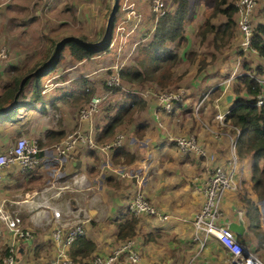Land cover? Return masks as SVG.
<instances>
[{
	"label": "crops",
	"instance_id": "obj_1",
	"mask_svg": "<svg viewBox=\"0 0 264 264\" xmlns=\"http://www.w3.org/2000/svg\"><path fill=\"white\" fill-rule=\"evenodd\" d=\"M144 1L133 0V6L140 15L138 22L141 23V27L143 20L150 19V25L145 26L144 33L141 32L143 35L147 34L144 41L147 42L153 34L157 19L152 12L148 13ZM186 2L187 17L183 25L185 41L179 46L169 43V47L178 56L175 64L179 61L189 67L176 71L174 64L173 76H181V79L169 89H162L155 82H149L141 86L140 90H134L144 100V106L136 110L129 125L116 127L112 140L98 144L100 148L95 151L77 146L74 153L60 157L53 149L55 141L47 143L46 133L63 131L65 135L66 131L70 132L78 127L86 131L90 128L93 132L98 131V126L104 124L102 111L98 110L90 120L80 121L78 118L80 106L66 102L63 94L81 73L82 76L96 81L95 94L104 95L105 102L115 99L117 96L103 90L101 82L106 79L107 74L102 75L100 69H111L109 72L112 74L129 65L128 63L121 60L119 68H112L113 61L111 59L105 61L108 55H99L100 53L90 59L73 61L66 47L65 50L68 52L66 54L62 52L59 64L54 68L56 74L60 72L57 66L63 67L60 76L52 78L53 88L50 86L46 88L42 83L43 78L48 75L39 77L40 88L43 85V90L41 89V95L34 99L35 78L31 76L24 86L21 82L20 94L13 97L10 102L4 100V91L22 75L20 73L22 68L16 66L18 62L0 63V152H6L21 136L44 143L41 145L43 155L39 166L32 173L22 172L15 165H9L1 170L0 201L5 203L8 210L15 211L24 218L25 226L34 231L33 233L30 230L31 239L20 240L4 226L1 228L0 243L17 246L16 264H52L51 261L59 248L53 240L56 225L53 210L60 211L57 220L62 225V230L66 232L76 223L71 212H77L78 208H82L85 213L80 215L81 221L78 223L84 228V236L96 244L95 251L86 258V261L96 254L107 255L121 243L122 239L118 237V223L133 216L129 212L128 204L139 192L159 212L166 214V217L145 213L136 216L135 234L131 238L138 245L140 258L134 264L228 263V255L216 238L209 237L205 246L199 247L198 242L193 239L192 220L203 203L202 186L208 176V170L216 165L227 167L232 155L237 158L233 176L235 187L225 192L219 205L222 212L221 222L241 221L245 232L236 235L246 244L249 241L253 243L254 238L250 236L244 202V198H248L258 204L259 211L261 210L260 200L254 193L251 179L253 157L251 153L238 155L236 147L233 146L234 141L238 140V129L230 122L228 114L238 97L233 88L237 77L244 71L243 61L246 60L253 69L260 66L263 73L264 59L256 51L242 50L239 44L241 32L237 23L231 40L238 35L240 49L234 50L233 47L229 49L232 50L230 54L220 55L217 65L212 62L214 58L212 53L211 58H205V53L195 48V45L208 41L213 52L217 49L213 45L212 32H208L204 38L198 35L200 26L207 19L210 24L218 26L225 22L226 17L220 12L212 13L215 0ZM164 6L166 11L173 14L177 4L173 0H166ZM258 7H264L262 0H257L255 10ZM237 18L238 14L235 13V21ZM253 21L252 30L255 24L264 23L263 13L256 16L254 14ZM135 33L138 34V30ZM210 35L212 36L208 40ZM142 43H136L133 51L138 52V45ZM7 48L12 52L11 58L16 51L22 49L21 44L14 41H9ZM122 52L124 53V50ZM129 53L124 54L127 57ZM247 53L250 55L247 56ZM201 58L206 62V66L199 71ZM66 59L70 61L67 64ZM6 63L8 64L5 66ZM34 63L26 66L24 64L22 67L31 68ZM11 73L13 75L10 76ZM27 77L28 74L23 76L22 81ZM56 86L59 87L57 91L54 90ZM164 91L182 94V99L174 105L171 112H166L161 107L163 101L159 94ZM204 93H208V96L196 111V103ZM229 94L232 95L230 101L225 99ZM46 96L49 97L48 101L44 99ZM240 96L250 97L243 89ZM54 113L58 115L61 113V124L53 121ZM218 113H227L226 119L217 120ZM192 133L203 147L204 156L184 155L170 140V137L179 134ZM119 135L122 137L119 146H123L129 154L134 155V160L129 163H124L123 158L113 156L112 142ZM107 144L111 146L106 148ZM263 163L264 158H261L259 165ZM74 172L85 175L83 186L62 188ZM261 222L263 223L262 220ZM201 237L203 238V235ZM33 243L36 244L37 250L30 249ZM115 264L131 263L124 255Z\"/></svg>",
	"mask_w": 264,
	"mask_h": 264
},
{
	"label": "trees",
	"instance_id": "obj_2",
	"mask_svg": "<svg viewBox=\"0 0 264 264\" xmlns=\"http://www.w3.org/2000/svg\"><path fill=\"white\" fill-rule=\"evenodd\" d=\"M236 1L237 0H215L212 13L215 14L220 12L224 14L226 17L225 22L215 26L210 24L209 19H207L199 28L198 35L202 38H204L208 32L213 33V45L217 50L224 46L234 36L236 27L234 15L237 10L235 6ZM173 2L177 4L173 14L164 10L162 14L155 17L157 22L153 34L147 42L138 45V54L134 58V64L126 65L119 69V85L109 84L107 79L102 80L103 90L109 92L111 95L117 96V98L108 100L107 102H105V100V103L102 102V104H104H101L102 106L99 108V110L102 111L104 124L101 127L98 126L99 130L94 132V138L97 144L105 143L112 139L116 127L126 124L129 125L134 119L136 110L144 106V100L139 94L134 92V90L139 89L149 82H155L162 89H169L181 79V76H173L172 67L178 56L176 52L169 47V43H175L176 46H179L185 41L183 25L187 17V2L186 0H173ZM257 11L264 15V7H258L254 11V14ZM251 21L253 26V17ZM114 24L115 22H113L111 33H113ZM110 41L102 48H96L90 45L84 36H80L79 38H69L63 43H59L60 45H54V49H50L49 51L52 55L48 65L43 66L39 70L35 67V69L29 70V72L26 73L28 77L25 78L22 86L27 83L31 76H34L35 87L33 98H38L41 95V89L43 90V85L42 88H40L39 77L52 73L59 63V58L62 56V52L66 47L73 61H81L90 59L92 56L99 54L101 50H107ZM250 47L264 59V23L261 22L254 25ZM243 62V70L245 73L241 74L236 79L237 82L233 91L236 92L238 97L228 114V119L234 126L239 128V136L236 142L238 155L244 156L246 153L252 154L253 165L251 179L253 182V190L257 199L262 200L264 199V163L260 166L259 160L264 158V104L259 107L254 104L255 97L262 89L254 77L246 74V72L249 73L253 70H255V73L259 74L261 73V67L257 66L253 69L246 60ZM205 66V61L199 62L198 70L200 71ZM32 72L34 73L31 74ZM26 74H22L6 88L4 91V100L10 102L13 97L20 94L19 88L22 77ZM129 87L131 88L128 89ZM241 89L250 97L240 96ZM96 90V81L87 76H79L71 82L70 88L65 91L63 97L65 101L71 105L80 106L88 103L95 95ZM62 135L64 136L63 131L47 132V143L59 141L63 137ZM43 144L44 143L41 142L39 143L40 148ZM78 147L87 149V147L82 144L78 145ZM112 149L114 152L113 156L123 158L124 163H129L134 160V155L129 154L123 146L112 147ZM74 150L71 151V154L75 152ZM41 151L42 150L38 152L39 158L43 155ZM114 160H116V158H114ZM116 161H118V159ZM35 169L26 172L32 173ZM244 202L246 204V217L249 221V229L258 231L261 219L259 208L248 198H244ZM136 222L137 219L133 216L123 222H119L118 237L122 240L133 237L135 234ZM256 237L258 238L259 248L264 251V233L261 234L257 232ZM95 249L96 244L93 241L85 236H79L75 238L68 247V254L75 262H85L86 258H88ZM7 252V247L5 250L0 251V264H3Z\"/></svg>",
	"mask_w": 264,
	"mask_h": 264
},
{
	"label": "built area",
	"instance_id": "obj_3",
	"mask_svg": "<svg viewBox=\"0 0 264 264\" xmlns=\"http://www.w3.org/2000/svg\"><path fill=\"white\" fill-rule=\"evenodd\" d=\"M257 4V0H237L235 2L236 13L238 18L236 20L237 26L241 32V48L243 51L252 50L250 47L252 38V23L251 17L253 10ZM154 13L156 16L164 12L163 0H152ZM6 56V50L0 47V61L4 60ZM251 77H254L262 91L255 97V105L261 106L264 104V72L262 74H256L255 72L247 73ZM109 84L119 85L118 72L112 73L107 78ZM208 93H204L203 97L196 103V111L205 102ZM159 97L163 103L161 107L166 112H171L174 105L182 99L180 92L164 91L159 94ZM104 95H94L88 103L80 107L78 110V118L80 121L85 119L90 120L99 110L102 102H104ZM227 113H218L216 119L219 121L225 120ZM236 127V126H235ZM237 128V127H236ZM237 136H239V128H237ZM121 135L117 136L113 140L112 146L118 147L121 142ZM173 145L176 149L184 155H199L204 156L205 151L196 136L192 134H179L174 137H170ZM84 145L88 149L96 150L99 147L94 138V132L92 128L88 131L82 130L80 127L67 132L59 141L53 143V149L60 157L67 156L78 145ZM111 145H105L106 148ZM233 146L236 147V141ZM103 149V148H101ZM41 150L39 143L35 139H28L24 136L18 137L15 144L11 146L6 152H0V178L2 177L1 170L9 165H15L22 171H30L35 169L40 163L38 152ZM237 163V158L232 155L227 162V167L216 165L208 170V176L202 186L203 203L199 211H197L193 217V239L198 242L199 247L203 248L209 237H214L221 244L223 249L228 255V264H264V259L260 257L255 248L247 246L241 239L238 238L236 233L232 231L225 224L221 223L222 212L219 205L223 199L225 192L235 187L233 176L235 174L234 168ZM69 178V181L65 182L62 188H80L85 183V175L82 173L74 172ZM129 212L135 217L138 214H148L151 216H158L165 218L166 214L159 212L155 206L145 198V196L139 192L128 204ZM85 211L82 208H78L77 212L72 211L71 214L76 220V223L69 227L66 232L62 230V225L57 220L60 216V211L53 210L55 218V228L53 230V240L58 244L59 248L52 259V264H114L120 260V258L126 255V259L131 263H136L140 258V252L137 248V244L133 239H127L114 248L108 255H95L91 260L80 263L73 261L68 254V247L72 241L79 237L84 236V228L79 219L81 214ZM22 218L17 212L8 210L3 201H0V232L4 226L7 228L16 238L20 240H29L32 238V232L24 228ZM203 235V238L201 237ZM7 255L4 258L3 264H16V245L7 246Z\"/></svg>",
	"mask_w": 264,
	"mask_h": 264
},
{
	"label": "rangeland",
	"instance_id": "obj_4",
	"mask_svg": "<svg viewBox=\"0 0 264 264\" xmlns=\"http://www.w3.org/2000/svg\"><path fill=\"white\" fill-rule=\"evenodd\" d=\"M164 1L166 0H163V9L166 10ZM262 2H264V0H262ZM144 5L147 6L148 13L152 12L153 15H155L152 0H145ZM111 6L112 0H0V47L5 48L6 50V56L4 60L0 61V63L9 61L15 63L18 62L16 66L22 68L20 71L21 74L28 73L29 70H33L34 67L39 70L50 62L52 55L51 52L49 53L50 49H54V45L59 44L65 38H79L80 36H84L90 45L96 48H102L106 44L101 42L104 40L106 22ZM148 6L150 7L149 9ZM258 13L259 12L257 11L255 16ZM155 17L157 16L155 15ZM139 19L140 15L137 13V9L133 6V0H119V9L114 20L115 24L112 39L107 46V50H101L99 54L104 56L108 55L105 61L111 59L113 61L112 68H119L121 66V60L129 65L132 64L133 59L138 54L137 51H133L136 43L144 42L147 39V34L145 33L143 35V31L145 30V26L150 25V19L143 20L142 27L141 23L138 22ZM136 30H138V34L135 33ZM211 36L212 35L209 36L208 40H210ZM144 37L145 39H143ZM9 41L20 43L22 48L20 51H16L12 58L10 56V53L12 52L7 48V43ZM238 41L239 38L237 35L227 46L220 47V50H214V52L209 46L208 41L200 42V44L195 45V48L202 53H205V58H211L210 53H212L214 55L212 62L217 65L219 64L220 55L230 54V51L232 50L229 49H232L233 47H235L234 50L240 49ZM239 44L241 43L239 42ZM117 49L120 50L118 51ZM123 50L125 54L130 52L127 57L122 52ZM67 52L68 51L65 49L63 50L64 54ZM249 55L250 54L247 53V56ZM34 60H36L35 63ZM201 61H203V58H201ZM31 62L34 63L31 68L22 67L24 64L26 66ZM68 62L70 61L66 59L65 63L67 64ZM7 64L8 63H6L5 66ZM175 65L176 71L189 67V65H184L183 63H179V61ZM57 68L61 72L63 67L57 66ZM106 70L107 69H100V73L102 75L107 74L105 77L107 79L109 78V70L111 69L107 70L108 73ZM60 72L55 74L53 70L52 73L44 77L42 82L44 83V86L46 88L49 86L53 88L54 83L52 81L60 74ZM11 75H13V73H11L10 76ZM79 75L82 76L81 73ZM5 76L6 78L8 77L7 72ZM60 87L62 86L60 85ZM57 88L59 87L56 86L54 90ZM130 88L131 87L128 89ZM44 99L45 101H48L49 97L46 96ZM84 105L85 104L80 105V107ZM61 118V113L59 115L58 113H54L52 116L55 123L61 124ZM261 205L262 203H259V207ZM22 220V225L25 228L24 218H22ZM261 220L262 219H260L258 231L250 230V236L254 238L253 243L249 241L245 244L251 248H254L252 246H255L260 257L264 259V251L259 248L258 238L256 237L257 232L261 234L264 233V224ZM26 228L34 233L30 227ZM35 245L36 244L33 243L30 246V249L37 250L35 249ZM6 247L7 245L5 243H0V251L5 250ZM110 252L108 254H110ZM225 264L228 263L225 262Z\"/></svg>",
	"mask_w": 264,
	"mask_h": 264
},
{
	"label": "water",
	"instance_id": "obj_5",
	"mask_svg": "<svg viewBox=\"0 0 264 264\" xmlns=\"http://www.w3.org/2000/svg\"><path fill=\"white\" fill-rule=\"evenodd\" d=\"M118 9H119V0H112V6H111V10H110V13L108 15V18H107V22H106V29H105V33H104V40H102L101 43H108L112 37V25H113V22H114V19H115V16H116V13L118 12ZM69 38H65L63 39L61 43H63L64 41L68 40ZM59 44V45H60ZM58 45V46H59ZM23 83V81H22ZM232 95L229 94L227 96H225V99L226 100H229L231 99ZM260 203H262V205L260 206L261 207V215H262V221H263V224H264V199L260 200ZM221 223H224L227 227H229L232 231H234L235 233L239 234V235H242L245 231V228H244V225L241 221H239L238 223H225V222H221Z\"/></svg>",
	"mask_w": 264,
	"mask_h": 264
},
{
	"label": "clouds",
	"instance_id": "obj_6",
	"mask_svg": "<svg viewBox=\"0 0 264 264\" xmlns=\"http://www.w3.org/2000/svg\"><path fill=\"white\" fill-rule=\"evenodd\" d=\"M252 72H255V70H253ZM243 73H245V71H243ZM243 73H242V74H243ZM247 73H248V72H246V74H247ZM249 73H251V72H249ZM256 74H257V73H256ZM259 74H262V73H259ZM248 75H249V74H248ZM249 76H250V75H249ZM162 214H163V213H162ZM133 217H135V216L133 215ZM135 218H136V217H135ZM234 233H235V232H234ZM128 239H132V238H128ZM123 241H125V240H122L121 243H122ZM116 247H117V246H116ZM116 247H115V248H116ZM113 249H114V248H113ZM113 249H112V250H113ZM112 250H111V251H112ZM110 253H111V252H110ZM96 255H98V254H96ZM100 255H101V254H100ZM107 255H108V254H107ZM94 256H95V255H94ZM94 256H93V257H94ZM93 257H91V258H93ZM91 258H89V260H91ZM120 259H121V258H120ZM89 260H88V261H89ZM119 261H120V260H119ZM85 262H87V261H85ZM85 262H80V263H85ZM128 262L131 263L129 260H128ZM114 264H115V263H114ZM131 264H134V263H131Z\"/></svg>",
	"mask_w": 264,
	"mask_h": 264
}]
</instances>
